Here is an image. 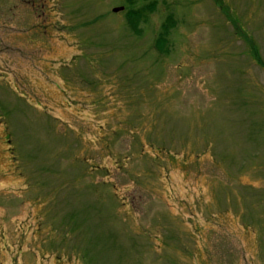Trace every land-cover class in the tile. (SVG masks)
Segmentation results:
<instances>
[{
  "label": "rangeland",
  "instance_id": "1",
  "mask_svg": "<svg viewBox=\"0 0 264 264\" xmlns=\"http://www.w3.org/2000/svg\"><path fill=\"white\" fill-rule=\"evenodd\" d=\"M150 1L0 0V264H264V0Z\"/></svg>",
  "mask_w": 264,
  "mask_h": 264
},
{
  "label": "trees",
  "instance_id": "2",
  "mask_svg": "<svg viewBox=\"0 0 264 264\" xmlns=\"http://www.w3.org/2000/svg\"><path fill=\"white\" fill-rule=\"evenodd\" d=\"M135 1L137 0H124V2L129 4L128 7L125 6L124 8V20L126 25L128 26L127 28H129L131 32H133L134 34H141L142 32H140L139 26L141 24H144L143 22L145 23L147 22L149 15L146 14L148 12H152L153 8L155 9L156 3L150 0H139V2H143L145 4L147 3V5L134 8ZM212 1L215 3V5L221 6L220 7L221 9L224 8L223 3H221L222 2L221 0H212ZM174 26H175V22L173 18L170 15H168L160 25V29L154 39L152 48L155 51L162 52L164 54L168 53L167 51L168 38ZM254 57L257 58L256 53H254Z\"/></svg>",
  "mask_w": 264,
  "mask_h": 264
},
{
  "label": "flooded vegetation",
  "instance_id": "3",
  "mask_svg": "<svg viewBox=\"0 0 264 264\" xmlns=\"http://www.w3.org/2000/svg\"><path fill=\"white\" fill-rule=\"evenodd\" d=\"M22 4L28 5L29 3H26L23 1ZM3 138H4V142H5L4 144L7 145L8 142L6 141L5 135L3 136ZM13 161L15 163H17L15 159L14 160H13V158L10 159V169H9L10 172H14L16 170L15 166H17V165L13 164L12 163ZM6 199H7L6 195L0 189V246H1L0 247V261L3 260L4 256H5L2 254L3 251L6 252L4 245L6 244L7 240H12V238H13L12 235L16 233V230L14 232L12 230H10V228L8 230V228L6 226V220H7L8 211L11 212V211H15L17 209H14L13 205L7 206ZM14 213H17V211L13 212L12 214H14ZM7 234L10 235L9 238H7ZM14 239L15 240L17 239L16 241L14 240V242L17 243L18 237H14ZM25 264H36V262L33 260V257L31 254H29V257L25 261Z\"/></svg>",
  "mask_w": 264,
  "mask_h": 264
},
{
  "label": "water",
  "instance_id": "4",
  "mask_svg": "<svg viewBox=\"0 0 264 264\" xmlns=\"http://www.w3.org/2000/svg\"><path fill=\"white\" fill-rule=\"evenodd\" d=\"M122 10H123L122 8L113 9L112 13H118V12H120Z\"/></svg>",
  "mask_w": 264,
  "mask_h": 264
}]
</instances>
